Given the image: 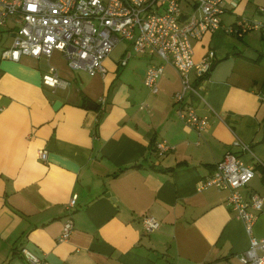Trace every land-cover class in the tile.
Returning <instances> with one entry per match:
<instances>
[{"label": "crops", "instance_id": "1", "mask_svg": "<svg viewBox=\"0 0 264 264\" xmlns=\"http://www.w3.org/2000/svg\"><path fill=\"white\" fill-rule=\"evenodd\" d=\"M223 5L221 26L191 38L194 61L213 52L202 80L189 72L202 97L185 96L208 119L201 131L175 111L181 81L174 65L164 64L152 91L145 68L162 60L134 53L129 40L113 47L104 73L72 70L50 56L0 60V264H29L21 245L48 264H244L238 254L249 237L227 190L198 183L228 149L238 150L235 137L264 161V29L241 37L225 31L239 16L263 17L264 0ZM14 31L9 17L0 26V52ZM127 50L132 55L119 64ZM49 63L69 80L66 87L42 82ZM158 140L170 145L163 154L155 150ZM39 148L47 149L45 159ZM240 157L256 164L248 151ZM240 190L246 199L262 196L253 233L264 236V170L256 165ZM144 213L158 227L144 231ZM67 214L73 228L59 241Z\"/></svg>", "mask_w": 264, "mask_h": 264}, {"label": "built area", "instance_id": "2", "mask_svg": "<svg viewBox=\"0 0 264 264\" xmlns=\"http://www.w3.org/2000/svg\"><path fill=\"white\" fill-rule=\"evenodd\" d=\"M185 6L189 10L183 9ZM223 11V0H0V26L5 25L9 17L15 22L11 43L1 49L0 60H18L22 54L48 59L52 50L58 49L71 68H80L89 74L104 73L103 61L115 44L120 39L129 40L134 53L155 54L162 60L149 63L145 68L143 82L152 91L158 89L164 64L174 65L181 81V88L173 94L175 111L187 125L201 131L208 119L198 114L185 96L189 92L202 97L194 81L202 80L211 68L213 52L209 50L199 61H194L191 38H199L221 26ZM252 29H264V16H239L225 27L227 33L237 37ZM131 50L125 51L119 64L128 61ZM192 69L195 70L194 81L189 76ZM42 82L52 88L69 84L50 63L42 74ZM99 100L102 107L105 98L101 96ZM232 144L238 150L228 149L216 161L214 170L199 181L198 188L212 185L227 190V203L242 219L249 237L248 246L238 258L244 264H264V236L257 237L253 233L262 196L253 192L246 199L240 190L255 174L256 165L264 167V161L255 156L250 143L239 137H235ZM154 147L158 154H163L170 145L158 140ZM243 151L253 155L256 164L244 162L240 157ZM46 155V148L38 149L40 158L45 159ZM75 202L76 194H73L68 207H73ZM140 220L144 231L159 225V220L149 213L142 214ZM72 228L73 219L67 214L57 239L67 240ZM18 251L29 264H48L25 245Z\"/></svg>", "mask_w": 264, "mask_h": 264}, {"label": "rangeland", "instance_id": "3", "mask_svg": "<svg viewBox=\"0 0 264 264\" xmlns=\"http://www.w3.org/2000/svg\"><path fill=\"white\" fill-rule=\"evenodd\" d=\"M183 3L181 2V7H182ZM183 9L189 10L188 6H185V8L183 7ZM124 41V39H120L116 44H115V49H119L122 46V42ZM50 59L52 62L54 63H60V64H65L66 66L68 65L67 59L64 56L63 52L58 50V49H54L52 50L51 54H50ZM54 65V64H53ZM56 67V65H54ZM68 67L72 70H78L80 68H71L69 65ZM98 73V72H96ZM61 75V74H60ZM62 76V75H61Z\"/></svg>", "mask_w": 264, "mask_h": 264}, {"label": "water", "instance_id": "4", "mask_svg": "<svg viewBox=\"0 0 264 264\" xmlns=\"http://www.w3.org/2000/svg\"><path fill=\"white\" fill-rule=\"evenodd\" d=\"M213 65H211L212 67ZM87 104L89 107H96L95 103L92 100H87Z\"/></svg>", "mask_w": 264, "mask_h": 264}, {"label": "trees", "instance_id": "5", "mask_svg": "<svg viewBox=\"0 0 264 264\" xmlns=\"http://www.w3.org/2000/svg\"><path fill=\"white\" fill-rule=\"evenodd\" d=\"M99 107H100V106H99V104H98V109H99ZM259 166H260V165H259ZM260 167L264 170V167H262V166H260Z\"/></svg>", "mask_w": 264, "mask_h": 264}]
</instances>
